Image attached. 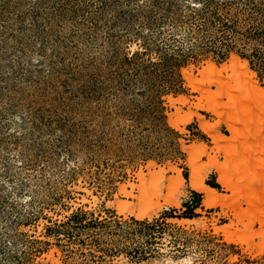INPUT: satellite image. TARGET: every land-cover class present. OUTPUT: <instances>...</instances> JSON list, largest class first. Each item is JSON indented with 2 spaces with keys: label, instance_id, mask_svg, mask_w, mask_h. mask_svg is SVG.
Listing matches in <instances>:
<instances>
[{
  "label": "rangeland",
  "instance_id": "1",
  "mask_svg": "<svg viewBox=\"0 0 264 264\" xmlns=\"http://www.w3.org/2000/svg\"><path fill=\"white\" fill-rule=\"evenodd\" d=\"M231 54L264 88V0H0V264H264V97L239 113L249 139L228 166L231 190L212 170L230 158L196 116L185 132L168 122V96L188 100L180 122L202 98L183 70L200 79ZM226 86L210 85L221 110ZM197 112L230 135L227 115ZM181 141L207 144L201 172L226 208L192 212L176 193L179 207L162 205L170 166L191 176Z\"/></svg>",
  "mask_w": 264,
  "mask_h": 264
},
{
  "label": "bare ground",
  "instance_id": "2",
  "mask_svg": "<svg viewBox=\"0 0 264 264\" xmlns=\"http://www.w3.org/2000/svg\"><path fill=\"white\" fill-rule=\"evenodd\" d=\"M190 71L188 69L183 70L184 78L187 82V85L191 87L194 92L200 93L202 95V98H200L199 102L194 105L195 111L193 113H189V115L185 117L184 122H180L179 116L181 113L180 111L182 109L181 105H185L188 100H186V98L181 96L178 97L177 99L173 98L172 96H168L167 100L169 105L171 107L176 108L175 112L168 113L169 125L179 132H185L186 124L191 122L193 117L196 116L197 121L200 124L201 130L206 135H208L209 138H211L212 144L215 145L212 151L221 152L226 157V160H229L230 158L229 160L230 164L214 165L212 170L218 174V182L224 187V189L231 190L232 185L230 184V179L232 178L233 175L232 176L230 175L228 166L231 165V167L234 170L237 169L235 168L237 167V162L236 163L234 162V161H238L236 160V156H237L236 147L242 145V143L246 144V142L243 141L249 139L247 135H244L246 133L245 130H242L244 127L246 128L247 126L242 124L241 119L243 118L240 119L241 116H239V113L241 112L244 118L249 117L246 108V105L248 104L247 102L250 101L249 95L251 94V97L253 96L255 98H257L258 96L264 97V88L260 87L257 81L254 79L255 74L250 69L248 62L246 60H243L236 54H231L230 58L224 64H222L221 67L216 66L214 63H207L206 66H204L201 70L198 71V75H200L201 77L200 79L197 76H194ZM228 73L230 74L228 75ZM223 74H227V76H224ZM205 80H207L208 82L209 85L208 87L204 86ZM228 80H233L235 84L233 86L229 85L230 86L229 87ZM223 83L227 84L228 86V87L226 86L227 94H225V96H227L226 98L228 99V103L223 104L222 105L223 109L221 110L220 107L218 106L220 104H217L216 103L217 101H215L214 99V97L220 98V91L218 90L219 96L218 93L210 92L211 91L210 85L215 84L220 87L222 86ZM246 89L247 91L251 90V92L247 93ZM234 92L239 94L240 101L236 102V98H234V96L231 97L232 95H234ZM203 99L204 100L206 99V101H202ZM198 109L211 112L213 115L219 118L223 117L224 115H227L226 117L228 118L226 119V121H227L228 130L230 131L229 132L230 135L227 136L215 130L214 125H212L208 120H206L203 115L197 112ZM181 144L185 152L190 157L189 166L191 170V176L190 179L186 180L184 176L181 174V172L176 169L175 166H170V170L174 171L176 175L172 177V179L170 180L171 183L168 189H171V187H173L174 191L172 190L173 192H171V195L169 196L168 200H165L162 205L164 207H170V206L179 207L181 205V202L178 199H176L173 194L176 193L178 195H182L181 197H185L188 196L186 189L189 190L191 189L193 191L202 193L204 195L202 205L206 209L217 206H220L222 209L226 208L229 205V198L221 194L216 188H212L209 185H207L204 181L205 177L201 172V167L199 163L202 157H208L210 158V160L214 159V156H211V154L208 152L207 144L204 142L201 143L197 142L192 145H187L185 141H181ZM262 144H264L263 140H262ZM241 148H243V146ZM261 150L262 149H260V153L263 151ZM244 152L247 153L249 151L245 150ZM196 153L197 155H195ZM154 166L155 164L149 163L147 168L151 169ZM262 169H264V167ZM161 173H165V171L163 170ZM142 176H143V171L140 170L138 172V177L142 178ZM128 186L132 189V191L128 190V192H126L125 187H121L123 194L126 197H131L134 199L137 198L133 192V190L135 189V185L130 183ZM163 192H164V187L161 186L159 191H157V193L154 195L156 202L159 201L160 197L162 196L161 193ZM118 203L121 202L119 201ZM157 205L159 206V204ZM160 207H158L157 209H160ZM136 217L142 218L145 216L142 214H137ZM193 221H194L193 219H182L181 223H188ZM255 236L257 237V235ZM225 239L228 242H234L240 244L248 243V242L246 243L243 239L236 237L232 233L230 234L226 233ZM245 239H247V237ZM49 257L52 258V254Z\"/></svg>",
  "mask_w": 264,
  "mask_h": 264
},
{
  "label": "crops",
  "instance_id": "3",
  "mask_svg": "<svg viewBox=\"0 0 264 264\" xmlns=\"http://www.w3.org/2000/svg\"><path fill=\"white\" fill-rule=\"evenodd\" d=\"M218 180V179H217ZM217 180H216V182H217ZM205 183L208 185V183H215V180H213L212 179V176L211 175H208V177H207V179H206V181H205ZM210 186V185H209ZM211 187V186H210ZM212 188H214V187H212ZM187 193H188V196H187V199L185 200V202L187 203V204H191V199L193 198V196H196V197H201V200H200V204H199V207H197V208H192V209H190L192 212L193 211H197L198 209L199 210H205V209H202L201 208V206H202V201H203V197H204V195L202 194V195H199V192H196V191H193V190H187ZM189 219V218H188Z\"/></svg>",
  "mask_w": 264,
  "mask_h": 264
},
{
  "label": "trees",
  "instance_id": "4",
  "mask_svg": "<svg viewBox=\"0 0 264 264\" xmlns=\"http://www.w3.org/2000/svg\"><path fill=\"white\" fill-rule=\"evenodd\" d=\"M253 55H256V57L258 58V59H260L259 57H258V51L257 50H254L253 51V53H252ZM242 57H244V56H242ZM208 185H210L211 187H214V188H219V186L217 185V184H214V183H208ZM199 201H197V202H195L194 204H190L189 206H188V208H187V210L188 209H192V208H197V207H199Z\"/></svg>",
  "mask_w": 264,
  "mask_h": 264
}]
</instances>
